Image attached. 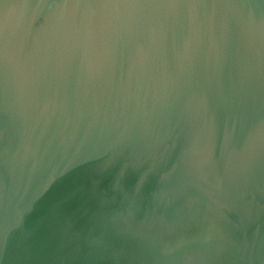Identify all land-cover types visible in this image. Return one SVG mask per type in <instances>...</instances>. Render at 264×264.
<instances>
[{"label": "water", "instance_id": "95a60500", "mask_svg": "<svg viewBox=\"0 0 264 264\" xmlns=\"http://www.w3.org/2000/svg\"><path fill=\"white\" fill-rule=\"evenodd\" d=\"M0 264H264V0H0Z\"/></svg>", "mask_w": 264, "mask_h": 264}]
</instances>
